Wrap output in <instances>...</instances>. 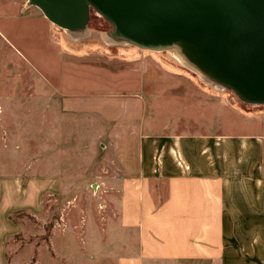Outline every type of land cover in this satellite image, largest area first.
Here are the masks:
<instances>
[{
  "label": "crops",
  "instance_id": "crops-1",
  "mask_svg": "<svg viewBox=\"0 0 264 264\" xmlns=\"http://www.w3.org/2000/svg\"><path fill=\"white\" fill-rule=\"evenodd\" d=\"M13 8L21 21L16 24H27L28 31L20 35L18 28L5 26L0 34L18 51V44L29 42L24 57L44 74L57 93L54 102L71 121L65 134L77 138L83 132L85 108L97 112L102 109L98 104H109L99 121L105 123L116 163L99 184L111 190L84 216L86 227L55 228L46 246L29 245L19 252L13 245L16 254L10 258L9 237L24 230L11 215L23 210L40 213L45 194H59L69 183L60 170L44 178L30 176L22 186L7 188L9 193L29 195L33 206L6 210L5 222L12 229L0 231V264H264V130L215 132L206 123L199 127L181 123L170 130L169 121L145 120L144 96L121 92L85 106L77 96L80 91L53 81L31 56L34 23L49 31L57 26L35 5L22 2ZM65 49L58 52L77 58ZM69 94L76 96H64ZM79 233L84 236L80 243L63 239ZM32 250L38 251V258L29 262Z\"/></svg>",
  "mask_w": 264,
  "mask_h": 264
},
{
  "label": "rangeland",
  "instance_id": "rangeland-1",
  "mask_svg": "<svg viewBox=\"0 0 264 264\" xmlns=\"http://www.w3.org/2000/svg\"><path fill=\"white\" fill-rule=\"evenodd\" d=\"M22 2L30 4L28 0H0V27H16L20 35L28 31L27 24H16L21 21L13 7ZM54 25L58 30L49 31L34 23L30 31L31 56L53 81L80 91L77 96L84 100L85 106L121 92L123 96H144L145 120L149 124L169 121L170 130L181 123L184 127L206 123L215 132L264 130V103L247 99L231 85L210 77L194 60L179 55L178 48L144 49L117 38L114 26L94 8L80 30ZM26 43H17L21 53L0 34V231L12 229L5 222L7 209L33 206L29 195L9 193L7 188L22 186L30 176L44 178L60 170L69 186L59 194H45L43 209L38 214L28 210L14 213L16 220L24 224V230L9 237V258L16 254L13 245L21 252L29 245L51 244L55 228L86 227L84 216L98 207L107 195L106 190H111L99 184L116 163L105 123L100 122L109 104H98L102 109L97 112L85 108L83 132L77 138L74 134L68 137L65 129H70L71 121L65 119L54 102L57 93L44 74L24 57L29 42ZM65 47L77 58L58 52ZM83 237L79 233L64 235L63 239L80 243ZM87 237L90 238L89 233ZM32 252L29 262L38 258V251Z\"/></svg>",
  "mask_w": 264,
  "mask_h": 264
},
{
  "label": "water",
  "instance_id": "water-1",
  "mask_svg": "<svg viewBox=\"0 0 264 264\" xmlns=\"http://www.w3.org/2000/svg\"><path fill=\"white\" fill-rule=\"evenodd\" d=\"M77 31L94 8L114 36L144 49L176 47L242 96L264 103V0H29ZM244 100V99H243Z\"/></svg>",
  "mask_w": 264,
  "mask_h": 264
},
{
  "label": "trees",
  "instance_id": "trees-1",
  "mask_svg": "<svg viewBox=\"0 0 264 264\" xmlns=\"http://www.w3.org/2000/svg\"><path fill=\"white\" fill-rule=\"evenodd\" d=\"M19 212H26V211H19ZM11 219L13 220V221H15V222H18L17 220H16V218L14 217V213L11 215Z\"/></svg>",
  "mask_w": 264,
  "mask_h": 264
},
{
  "label": "bare ground",
  "instance_id": "bare-ground-1",
  "mask_svg": "<svg viewBox=\"0 0 264 264\" xmlns=\"http://www.w3.org/2000/svg\"><path fill=\"white\" fill-rule=\"evenodd\" d=\"M177 52L179 53V55H181V56L185 57V55H184V54H182V52H181L180 50H178ZM185 58H186V57H185Z\"/></svg>",
  "mask_w": 264,
  "mask_h": 264
}]
</instances>
